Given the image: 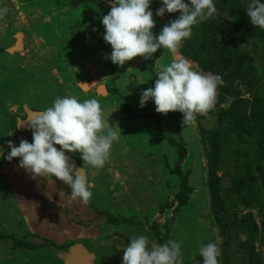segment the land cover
I'll return each instance as SVG.
<instances>
[{
    "label": "rangeland",
    "instance_id": "374dc122",
    "mask_svg": "<svg viewBox=\"0 0 264 264\" xmlns=\"http://www.w3.org/2000/svg\"><path fill=\"white\" fill-rule=\"evenodd\" d=\"M214 3L176 54L161 48L117 66L104 58L111 47L100 21L109 0H0L5 154L7 141L32 142L31 130L17 124L26 109L43 111L57 97L98 99L118 133L103 168L66 153L92 185L87 204L54 176L33 179L19 158H0V264H73L75 249L93 264H121L139 235L149 246L180 242L183 264H203L199 248L209 241L219 264H264V29L248 19L247 0ZM160 7L152 0L154 35L179 16L158 17ZM18 34L22 48L11 51ZM180 57L223 79L214 106L184 126L178 111L157 113L151 100L139 106L161 67ZM92 79L96 85L84 88Z\"/></svg>",
    "mask_w": 264,
    "mask_h": 264
},
{
    "label": "clouds",
    "instance_id": "9594fccd",
    "mask_svg": "<svg viewBox=\"0 0 264 264\" xmlns=\"http://www.w3.org/2000/svg\"><path fill=\"white\" fill-rule=\"evenodd\" d=\"M151 2L109 0L112 7L100 21L105 30L103 41L111 47L105 59L123 66L134 57L147 60L161 48L176 54L182 41L191 38L193 26L209 19L216 11L214 0H160L162 7L156 10V16L177 12L179 16L154 35ZM5 14L6 9L0 8V17ZM246 15L253 26L264 29L261 0H247ZM156 76L154 86L142 91L139 106L143 108L151 100L157 113L178 111L182 113L183 126L193 122L196 114H204L214 106L217 88L223 85L219 74L195 70L192 62L182 57L162 66ZM26 126L31 130L32 142L21 139L17 146L7 141L8 151L5 154V147L0 146V158L9 162L19 158V166L31 173L33 179L54 176L71 189L72 200L79 198L87 204L93 196L92 185L84 168L69 163L66 153H80L84 163L97 169L103 168L109 159L118 133L105 121L98 99L80 102L73 96L57 97L52 106L26 120ZM199 254L203 264H219L220 252L215 242L204 243ZM121 264H183L181 243L169 240L149 246V237H132L123 250Z\"/></svg>",
    "mask_w": 264,
    "mask_h": 264
},
{
    "label": "water",
    "instance_id": "95a60500",
    "mask_svg": "<svg viewBox=\"0 0 264 264\" xmlns=\"http://www.w3.org/2000/svg\"><path fill=\"white\" fill-rule=\"evenodd\" d=\"M17 41L15 42L14 46H12L10 48L11 51H13L14 49H21L22 48V38L20 39V37L18 36ZM82 83H87L89 84V87L92 86V85H96V80L95 79H92L90 81H83ZM99 87L97 88V90L99 91ZM103 87V90L105 91V88L104 86ZM38 112H41V111H32L30 109H26V113H27V117L23 120H19L18 121V125L21 124L18 129L19 130H25L27 129V126H26V120H28L29 118H31L32 116H34L36 113ZM25 122V123H23ZM76 167V166H75ZM78 168V167H76ZM72 263L73 264H93L92 262V257L90 254H88L86 251H84L83 249H75V251L72 252Z\"/></svg>",
    "mask_w": 264,
    "mask_h": 264
},
{
    "label": "bare ground",
    "instance_id": "6f19581e",
    "mask_svg": "<svg viewBox=\"0 0 264 264\" xmlns=\"http://www.w3.org/2000/svg\"><path fill=\"white\" fill-rule=\"evenodd\" d=\"M18 36L20 37V39L22 38V37H21V34H18L17 37H18ZM16 41H17V40H16ZM82 85H83L84 88L89 87V84H87V83H82ZM99 90H100V91H103V87L100 86V87H99Z\"/></svg>",
    "mask_w": 264,
    "mask_h": 264
},
{
    "label": "trees",
    "instance_id": "16d2710c",
    "mask_svg": "<svg viewBox=\"0 0 264 264\" xmlns=\"http://www.w3.org/2000/svg\"><path fill=\"white\" fill-rule=\"evenodd\" d=\"M254 126H257V124L254 123ZM262 134H263V136H264V133H262ZM263 155H264V154H263ZM178 163H179V162H178ZM178 163H177V164H178ZM177 164H176V165H177ZM177 167H178V166H176V168H177ZM262 170H264V168H263ZM260 180H261L262 182H264V179H263V178H260Z\"/></svg>",
    "mask_w": 264,
    "mask_h": 264
},
{
    "label": "crops",
    "instance_id": "0c3cea01",
    "mask_svg": "<svg viewBox=\"0 0 264 264\" xmlns=\"http://www.w3.org/2000/svg\"><path fill=\"white\" fill-rule=\"evenodd\" d=\"M22 43H23V42H22ZM13 46H14V45H13ZM3 167H4V164H2V168H1V171H2ZM1 175H2V173H1ZM1 175H0V177H1Z\"/></svg>",
    "mask_w": 264,
    "mask_h": 264
},
{
    "label": "built area",
    "instance_id": "2783aa9c",
    "mask_svg": "<svg viewBox=\"0 0 264 264\" xmlns=\"http://www.w3.org/2000/svg\"><path fill=\"white\" fill-rule=\"evenodd\" d=\"M1 168H2V164L0 163V175H1Z\"/></svg>",
    "mask_w": 264,
    "mask_h": 264
}]
</instances>
